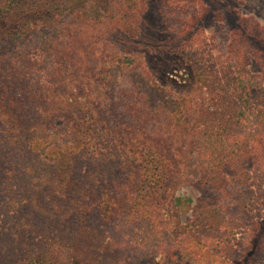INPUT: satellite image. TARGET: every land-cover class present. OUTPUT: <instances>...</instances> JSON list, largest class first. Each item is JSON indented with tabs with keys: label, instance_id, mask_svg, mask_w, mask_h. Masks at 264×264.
I'll return each instance as SVG.
<instances>
[{
	"label": "trees",
	"instance_id": "trees-1",
	"mask_svg": "<svg viewBox=\"0 0 264 264\" xmlns=\"http://www.w3.org/2000/svg\"><path fill=\"white\" fill-rule=\"evenodd\" d=\"M128 3L0 0V264H233L246 213L264 216V86L243 66L254 53L264 70V27L243 18L177 98L100 51L140 34ZM186 186L226 200L196 230L175 215Z\"/></svg>",
	"mask_w": 264,
	"mask_h": 264
},
{
	"label": "rangeland",
	"instance_id": "rangeland-1",
	"mask_svg": "<svg viewBox=\"0 0 264 264\" xmlns=\"http://www.w3.org/2000/svg\"><path fill=\"white\" fill-rule=\"evenodd\" d=\"M137 2L140 13L132 23L140 34L132 37L116 30L104 38L108 50L104 51V46L100 51L131 58L125 60L147 68L152 73L153 81L177 98L194 92L201 67L209 66L225 56L229 38L236 28L246 29L241 26L246 24L243 18L253 19L264 27V0ZM114 4L116 7L119 4L123 9L129 7L128 0H114ZM253 54L249 57V63L243 66L257 83L264 86V70L252 59ZM255 201L264 204V193L257 194ZM225 202L223 194H213L211 189L186 186L177 192L175 215L183 226L190 225L191 230H196L201 205ZM246 215L247 227L237 231L228 263L232 260L233 264H264V216L256 214V211ZM141 264H199V261L195 255L167 256Z\"/></svg>",
	"mask_w": 264,
	"mask_h": 264
}]
</instances>
